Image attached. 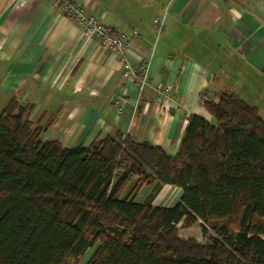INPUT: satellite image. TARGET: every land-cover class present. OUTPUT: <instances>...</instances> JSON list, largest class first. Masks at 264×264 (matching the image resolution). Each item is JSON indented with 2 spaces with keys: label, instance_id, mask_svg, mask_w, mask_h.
I'll return each mask as SVG.
<instances>
[{
  "label": "trees",
  "instance_id": "1",
  "mask_svg": "<svg viewBox=\"0 0 264 264\" xmlns=\"http://www.w3.org/2000/svg\"><path fill=\"white\" fill-rule=\"evenodd\" d=\"M202 104L213 122L190 114L169 155L120 130L67 149L12 97L0 108V264H77L88 247L84 264H264V120L235 92ZM163 185L181 189L171 207L152 204ZM198 220L212 240L181 239L176 224Z\"/></svg>",
  "mask_w": 264,
  "mask_h": 264
},
{
  "label": "crops",
  "instance_id": "2",
  "mask_svg": "<svg viewBox=\"0 0 264 264\" xmlns=\"http://www.w3.org/2000/svg\"><path fill=\"white\" fill-rule=\"evenodd\" d=\"M75 1L103 25L137 29L126 56L146 63L148 81L139 90L125 79L120 55L84 36L50 0H0V108L12 97L28 105L45 140L72 150L120 130L174 155L190 114L213 122L201 96L223 91L264 120V0ZM162 14L157 34L152 20ZM112 97L122 98L120 113ZM169 188L179 199L180 188L163 185L152 204Z\"/></svg>",
  "mask_w": 264,
  "mask_h": 264
},
{
  "label": "built area",
  "instance_id": "3",
  "mask_svg": "<svg viewBox=\"0 0 264 264\" xmlns=\"http://www.w3.org/2000/svg\"><path fill=\"white\" fill-rule=\"evenodd\" d=\"M50 3L58 8L63 16L76 22L86 37H95L101 46L108 48L111 52L120 55V64L122 75L125 79L136 85L142 90L147 84V67L146 63L133 64L127 56V49L133 38L138 36L136 28L115 29L103 25L94 16L88 14L85 8L75 0H50ZM153 24L157 34L164 28L165 14L155 16ZM167 89L160 91V94H166ZM206 99L205 95L201 96V102ZM123 100L120 97L111 98V106L115 108L116 113L121 112Z\"/></svg>",
  "mask_w": 264,
  "mask_h": 264
},
{
  "label": "rangeland",
  "instance_id": "4",
  "mask_svg": "<svg viewBox=\"0 0 264 264\" xmlns=\"http://www.w3.org/2000/svg\"><path fill=\"white\" fill-rule=\"evenodd\" d=\"M145 191H143L142 194ZM141 195H139V199L141 198ZM160 197H157L155 200V204L158 205H163V206H173L178 199V191L173 188H169L166 191H162L161 194L159 195ZM181 221L176 224V227L178 228V235L181 239H188V238H193L197 242L203 244L210 242L214 236V231L207 225L205 226V233H202L201 226L202 222L201 221H196L191 227L189 228H182L181 227ZM94 247H88L80 257L79 261L77 264H84L87 259L90 257V255L93 253Z\"/></svg>",
  "mask_w": 264,
  "mask_h": 264
}]
</instances>
